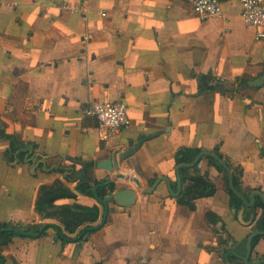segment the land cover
Masks as SVG:
<instances>
[{
    "label": "crops",
    "instance_id": "0c3cea01",
    "mask_svg": "<svg viewBox=\"0 0 264 264\" xmlns=\"http://www.w3.org/2000/svg\"><path fill=\"white\" fill-rule=\"evenodd\" d=\"M7 1L18 6L0 7V127L36 149L33 163H11V141L0 135V222L59 225L36 204L40 187L60 179L77 199L58 203L97 205L101 223L105 206L78 186L87 177L115 181L120 171L99 163L144 142L119 161L135 170L142 192L117 179L133 200H108L104 226L77 241L63 242L55 228L15 236L4 264H227L221 249L229 245L243 257L229 264H246L252 225L231 210L224 174L208 155L200 159L190 174L208 175L216 190L191 210L177 200L185 184L176 162L183 147L219 148L243 170L244 189L264 194V85H248L264 73V39L246 25L241 0H220L224 16L208 20L194 14L195 0ZM65 2L85 3L87 19L62 13ZM118 101L130 124L102 143L83 108ZM73 172L77 184L65 178ZM263 259L264 235L250 263Z\"/></svg>",
    "mask_w": 264,
    "mask_h": 264
},
{
    "label": "trees",
    "instance_id": "16d2710c",
    "mask_svg": "<svg viewBox=\"0 0 264 264\" xmlns=\"http://www.w3.org/2000/svg\"><path fill=\"white\" fill-rule=\"evenodd\" d=\"M246 82H243L242 84L246 86ZM0 135L1 137L11 141L9 150L6 151V156L9 162L15 163L20 161H28L33 163L36 144L31 142L25 143L17 140L13 135L8 134L5 128L2 126L0 127ZM201 152L202 150L199 148H180L176 153L177 165L192 163ZM215 153L232 170L235 188L249 201L252 190L244 189L243 187V170L241 168L232 166L225 158L223 153L219 150V148L215 150ZM207 157L209 158L210 164L215 166L221 173L224 174L226 190L230 196L231 210L244 223L252 225V233L264 231L263 199L258 196L254 206L250 207L246 205L243 199L239 197L230 187L229 173L224 165L213 156L208 155ZM198 164H196L194 167L183 166L181 168L182 182L185 184V187L183 188V193L177 198V200L179 204L188 206L191 210L196 209L195 200L197 198L213 195L216 190V187L212 184L208 175L192 176L190 174V171L196 168ZM71 179V177H68V180ZM116 181H118L117 178L115 181H99L97 179L87 177V179L82 181L77 189L81 190L82 193L96 196L93 192V189L95 186H99L97 190V196L101 199H105L118 190L119 186L116 184ZM62 199H77V194L60 179L49 184H44L39 189L36 209L43 219H53L59 222V225H50L49 228H55L57 230V237L63 242L78 238L87 227L99 225L102 215L100 207L97 205L87 206L78 202L59 204L58 201ZM206 216L211 219V221L213 220L214 224L218 223L219 218L213 212H208ZM44 225L46 224H14L0 222V230H2L0 232V264L5 263L6 256L4 255V250L13 240V238L15 236H26L18 230L33 234L39 232ZM47 230L44 231L43 235L47 234ZM96 230L97 229L87 232L86 235L80 240L86 239L87 236ZM262 236L263 235L255 236L252 242L253 249ZM228 238L229 242H233L231 237ZM227 241L228 239L224 240V242ZM230 246L233 245H229L228 248L224 247L221 249L225 258V262L229 264L236 260L243 261V257L237 256V248H231ZM242 264L244 263L242 262Z\"/></svg>",
    "mask_w": 264,
    "mask_h": 264
},
{
    "label": "built area",
    "instance_id": "2783aa9c",
    "mask_svg": "<svg viewBox=\"0 0 264 264\" xmlns=\"http://www.w3.org/2000/svg\"><path fill=\"white\" fill-rule=\"evenodd\" d=\"M243 11L242 17L246 25L253 27L256 30V39H264V0H241ZM9 6L17 7L18 3L14 1L0 0V7ZM194 14L201 20H208L214 18H222L224 11L220 0H195ZM62 13H80L84 19H87L88 6L81 3L65 2L59 6ZM105 16L106 14L103 13ZM83 113L87 117L94 118L97 123V132L102 143L108 144L113 141L116 135L124 128L129 126L130 118L128 115V105L124 101L118 102H94L84 106ZM120 152L126 149L122 146L118 147ZM127 175L122 179L118 176L124 185L131 186L135 193L142 192L141 187L135 182L137 176L135 170H120ZM141 182V181H140ZM77 184V183H76Z\"/></svg>",
    "mask_w": 264,
    "mask_h": 264
},
{
    "label": "water",
    "instance_id": "95a60500",
    "mask_svg": "<svg viewBox=\"0 0 264 264\" xmlns=\"http://www.w3.org/2000/svg\"><path fill=\"white\" fill-rule=\"evenodd\" d=\"M248 85L250 87H253V88H260L264 85V73H262L261 75H259L258 77H256L255 79L253 80H250L248 82ZM144 142V139H142L141 141H139V143H137L136 145H134L133 147L131 148H128L126 149L125 151L123 152H120L119 149H116L114 152H113V157L111 159H107V160H104L102 162L99 163V167L101 168H104V169H107L109 171H113V170H118L120 171V167H119V161H125L127 159H129L131 156H133L142 146ZM205 155H210V156H213L215 159L219 160L223 165L224 167L228 170V173H229V184H230V187L232 188V190L239 196L243 199V201L245 202L246 205L252 207L256 204V197L259 196L263 199L264 201V194L262 192H259V191H254L252 192L251 194V201H248L234 186V183H233V173H232V170L229 168V166H227L220 158L219 156L216 154V153H212V152H202L200 153L197 158L192 162V163H189V164H181L178 166L177 168V172H178V175L180 174V169L181 167L183 166H188V167H193L195 166L199 161L200 159L205 156ZM119 177L124 179L127 177V175L123 172H119ZM135 182L137 183L138 186L141 187V182L139 181V179L136 177L135 179ZM157 186V185H156ZM154 186V189L155 187ZM99 186H96L94 189H93V192L94 194L96 195L97 199L105 206V212H104V216H103V219H102V222L99 224V225H94V226H91V227H87L82 233L81 235L76 238V239H73V240H80L82 237H84L86 235L87 232L91 231V230H95V229H98L102 226L105 225V222L107 220V214H108V209H109V205H108V200L112 199V198H116L118 199L119 201L123 202V201H131L133 200V197L130 196V200H127L125 199L126 198V194L127 191H116L114 192L113 194H111L109 197L105 198V199H101L97 196V190H98ZM153 190V189H152ZM135 193V192H134ZM130 195H132V192H129ZM51 224H46L44 225L39 232L37 233H33V234H29L25 231H22V230H18L19 232L25 234L26 236H31V237H41L44 233L45 230H47L49 228ZM2 230H0L1 232ZM257 235H264V231H261V232H254L252 233V235L250 236L249 240H248V253H247V256L245 258V263L246 264H262L264 263V259L257 262V263H250V256H251V253H252V242H253V239L255 238V236Z\"/></svg>",
    "mask_w": 264,
    "mask_h": 264
},
{
    "label": "rangeland",
    "instance_id": "374dc122",
    "mask_svg": "<svg viewBox=\"0 0 264 264\" xmlns=\"http://www.w3.org/2000/svg\"><path fill=\"white\" fill-rule=\"evenodd\" d=\"M29 114H30V113H29ZM68 177H71L72 180L75 182V184L78 183V182L81 180V176H80V175H77V174L74 173V172H73L72 174L67 173V174L65 175V178L68 179Z\"/></svg>",
    "mask_w": 264,
    "mask_h": 264
}]
</instances>
